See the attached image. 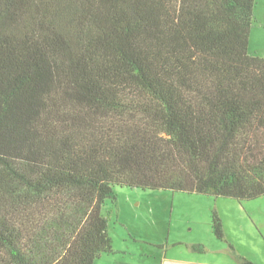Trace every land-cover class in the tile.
<instances>
[{"label": "trees", "instance_id": "trees-1", "mask_svg": "<svg viewBox=\"0 0 264 264\" xmlns=\"http://www.w3.org/2000/svg\"><path fill=\"white\" fill-rule=\"evenodd\" d=\"M255 4L0 0V264L112 254L116 187L264 197Z\"/></svg>", "mask_w": 264, "mask_h": 264}, {"label": "rangeland", "instance_id": "rangeland-1", "mask_svg": "<svg viewBox=\"0 0 264 264\" xmlns=\"http://www.w3.org/2000/svg\"><path fill=\"white\" fill-rule=\"evenodd\" d=\"M248 54L264 58V0H256L253 9ZM114 192L116 200H106L102 206V214L108 218L112 251L117 253L102 255L94 264H100V258L106 256H110L108 258L116 263L124 261L126 264H146L149 258L151 264H159L157 255L161 248H167L168 257H175V248L178 247L174 245L177 243L222 246L212 230V213L218 215L223 231L228 234L227 229L231 223L225 215L234 212V207L222 206V202H228V206L238 204L247 219L246 221L240 217L239 224L244 231L250 229L255 232L259 236L258 240L264 242V198L242 204L231 199L219 201L208 196L183 192L127 187H116ZM246 209L256 214L255 221L250 218ZM238 245L244 255L256 264L264 263L260 262L264 259L262 244L253 241L248 232L244 233Z\"/></svg>", "mask_w": 264, "mask_h": 264}, {"label": "crops", "instance_id": "crops-1", "mask_svg": "<svg viewBox=\"0 0 264 264\" xmlns=\"http://www.w3.org/2000/svg\"><path fill=\"white\" fill-rule=\"evenodd\" d=\"M264 198V197H261ZM221 200H228V199H218ZM234 201V200H232ZM235 202V201H234ZM237 203V202H235ZM242 204H250L249 202H241ZM222 206L227 207H234V212L227 216V221H229L231 224L229 225V228L227 229L228 234L224 231L225 241L220 242L222 246L214 247L213 244L210 246H203L204 251L202 253L200 252H194L190 247L193 245L183 244V243H177L174 245L175 248V257H168L167 248H161L160 253H158L157 256H159V264H256L255 261L252 259H249L246 257L243 253V250L239 247L238 243L242 241L244 233H249V236L253 239V241H256L258 243H261L264 248V242H261L259 239V236L255 234V232L250 231L248 229L247 231H244V228L241 224H239L238 219L240 217L247 221V219L244 217V213L242 210L238 208V204H233V206H228V202H222ZM249 213L250 218L255 221L256 214L252 213L249 209H246ZM243 220V221H244ZM242 222V220H240ZM249 226V225H248ZM258 229L261 231V229L258 227ZM230 239V240H229ZM264 239V238H263ZM114 252V251H113ZM121 251H119L120 253ZM117 253V252H114ZM113 254V253H112ZM125 254V253H124ZM161 254V255H160ZM110 256H106V258H100L99 263L100 264H126L124 261H121L120 263L113 262L108 258ZM149 257V256H147ZM104 259V260H101ZM125 259V258H124ZM128 262V261H127ZM260 262H264L260 260ZM151 260L148 258L146 264H151ZM264 264V263H260Z\"/></svg>", "mask_w": 264, "mask_h": 264}]
</instances>
